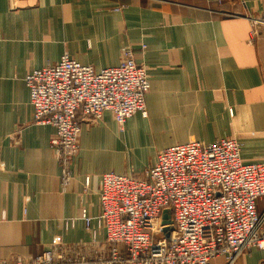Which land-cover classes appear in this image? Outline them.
I'll return each instance as SVG.
<instances>
[{
	"label": "crops",
	"instance_id": "1",
	"mask_svg": "<svg viewBox=\"0 0 264 264\" xmlns=\"http://www.w3.org/2000/svg\"><path fill=\"white\" fill-rule=\"evenodd\" d=\"M126 51L150 77L147 116L123 129L110 112L80 116L65 184L55 129L35 123L25 78L66 54L101 71ZM130 134L156 146L149 162L131 164ZM224 138L242 144L245 162L264 163V0H0V264L48 250L108 264L105 232L81 219L100 214L102 175L140 179L167 147ZM236 264H264V250Z\"/></svg>",
	"mask_w": 264,
	"mask_h": 264
},
{
	"label": "built area",
	"instance_id": "2",
	"mask_svg": "<svg viewBox=\"0 0 264 264\" xmlns=\"http://www.w3.org/2000/svg\"><path fill=\"white\" fill-rule=\"evenodd\" d=\"M25 84L35 123L55 129L51 144L65 184L71 181L82 119L98 122L110 112L123 129L135 115L147 116L150 77L131 51L118 66L101 71L66 54L57 64L27 75ZM262 198L264 163L245 162L242 144L224 138L167 147L140 179L103 174L100 214L91 217L84 210L81 219L86 229L95 224L105 232L111 246L108 264H212L219 257L236 264L250 250H264V213L257 211ZM165 212L171 214L166 225ZM14 264L89 263L67 259L64 250H48Z\"/></svg>",
	"mask_w": 264,
	"mask_h": 264
},
{
	"label": "rangeland",
	"instance_id": "3",
	"mask_svg": "<svg viewBox=\"0 0 264 264\" xmlns=\"http://www.w3.org/2000/svg\"><path fill=\"white\" fill-rule=\"evenodd\" d=\"M127 145L129 147V156L131 164L137 165V162L141 159L144 162H149L150 157L155 152L154 145L150 144V140L146 139L145 134L128 135ZM122 150V149H121ZM140 168V167H139ZM149 168V166L145 167ZM146 170V169H145ZM144 175V173H143Z\"/></svg>",
	"mask_w": 264,
	"mask_h": 264
},
{
	"label": "water",
	"instance_id": "4",
	"mask_svg": "<svg viewBox=\"0 0 264 264\" xmlns=\"http://www.w3.org/2000/svg\"><path fill=\"white\" fill-rule=\"evenodd\" d=\"M163 219H164V225L171 223L170 222V215H169V213H167V212L164 213Z\"/></svg>",
	"mask_w": 264,
	"mask_h": 264
}]
</instances>
